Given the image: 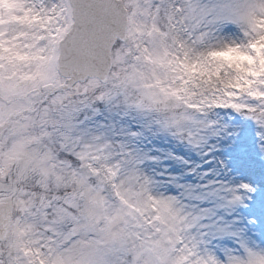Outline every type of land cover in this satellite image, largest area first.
<instances>
[{"label": "snow or ice", "instance_id": "6c2138e0", "mask_svg": "<svg viewBox=\"0 0 264 264\" xmlns=\"http://www.w3.org/2000/svg\"><path fill=\"white\" fill-rule=\"evenodd\" d=\"M0 264H264V0H0Z\"/></svg>", "mask_w": 264, "mask_h": 264}]
</instances>
